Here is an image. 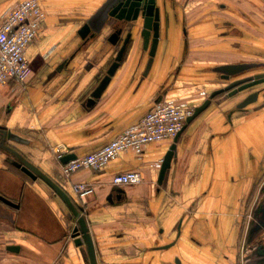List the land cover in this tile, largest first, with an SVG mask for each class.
<instances>
[{"label": "crops", "instance_id": "crops-1", "mask_svg": "<svg viewBox=\"0 0 264 264\" xmlns=\"http://www.w3.org/2000/svg\"><path fill=\"white\" fill-rule=\"evenodd\" d=\"M22 1L0 0V22ZM104 1L40 0L44 19L25 53L32 75L23 89L0 87V129L23 141L9 144L79 210L71 184L93 186L81 212L97 264H264L256 233L246 250L242 238L264 174L262 98L237 110L245 94L219 96L173 140L120 153L103 170L79 171L70 180L51 151L62 146L76 158L93 153L159 102L195 110L230 83L217 71L222 66L255 63L264 72V0H166L149 70V50L135 36L91 103L124 37L112 45L108 25L81 39ZM172 144L175 157L159 182ZM11 158L0 150V195L18 206L0 201V264H88L84 246L70 238L74 222L64 204ZM128 172L140 173L142 183L111 185L112 177Z\"/></svg>", "mask_w": 264, "mask_h": 264}, {"label": "water", "instance_id": "water-1", "mask_svg": "<svg viewBox=\"0 0 264 264\" xmlns=\"http://www.w3.org/2000/svg\"><path fill=\"white\" fill-rule=\"evenodd\" d=\"M165 2L166 0H105L83 26L79 32L81 39L87 38L90 33L92 34V37L99 34L101 30L108 25L112 26L114 30V34L109 39V42L112 45L117 43L116 41L119 36L124 35L123 39L118 44V50L114 61L90 97L91 103L98 99L108 86L111 78L122 62L126 49L134 42L135 36L138 39L140 46L144 50H149V58L145 73L149 70L160 38V22L161 16L166 10ZM259 67H263V65L242 63L226 65L218 68L217 71L221 73L222 80L230 83L208 95L204 103L194 110L193 115L187 119V122L209 108L217 97L223 96L227 100L261 84L264 79V74H258L257 71L254 72V70ZM231 78L238 79L232 81ZM255 97L256 95L253 94L242 100L236 106V109H244L249 104L255 102ZM11 142L19 144L23 143V141L16 135L0 129V150L6 152L12 157L11 159H8L7 162L20 170L32 181H38L50 193H53L62 204H64L74 222L70 235L73 244L75 247L84 246L88 264H97L93 242L81 211L75 206L64 190L53 181V179L45 175L38 167L32 165L23 155L9 144ZM175 148V144H172L163 158L158 177L159 182H161L164 173L169 169L171 160L175 157ZM75 158L76 157L72 155H65L60 163L64 165ZM0 201L12 208H18L17 205L2 195H0Z\"/></svg>", "mask_w": 264, "mask_h": 264}, {"label": "built area", "instance_id": "built-area-1", "mask_svg": "<svg viewBox=\"0 0 264 264\" xmlns=\"http://www.w3.org/2000/svg\"><path fill=\"white\" fill-rule=\"evenodd\" d=\"M44 19L40 0H24L13 6L0 22V87L13 84L23 89L32 75L26 59L27 48L34 41L40 23ZM204 96V93H201ZM194 113L185 103L159 102L135 125L124 130L118 137L99 150L75 158L62 165L61 159L69 154L62 146L53 148L52 154L60 164L63 177L70 180L79 171H101L123 152L140 154L152 143L173 140ZM143 179L138 172H128L111 178L116 187L137 186ZM71 190L83 211L94 188L87 183H72ZM80 210V211H81ZM82 213V212H81Z\"/></svg>", "mask_w": 264, "mask_h": 264}, {"label": "rangeland", "instance_id": "rangeland-1", "mask_svg": "<svg viewBox=\"0 0 264 264\" xmlns=\"http://www.w3.org/2000/svg\"><path fill=\"white\" fill-rule=\"evenodd\" d=\"M245 219L246 222L250 223L249 226L246 225L247 228L245 226L246 230H243L242 235L245 250L249 246L253 232L256 233L253 237L254 248L259 249V251L264 250V174L252 210L245 216Z\"/></svg>", "mask_w": 264, "mask_h": 264}, {"label": "flooded vegetation", "instance_id": "flooded-vegetation-1", "mask_svg": "<svg viewBox=\"0 0 264 264\" xmlns=\"http://www.w3.org/2000/svg\"><path fill=\"white\" fill-rule=\"evenodd\" d=\"M258 69H261L260 71H257V73L258 74H264V72H263V67H259ZM241 94H245V96H244V98L242 99V100H244V99H246L247 97H249L250 95H256V100H255V102H253V103H256L258 100H259V98H262V100H263V103H262V105H260L261 107L262 106H264V79H263V82L261 83V84H259V85H257V86H255V87H253V88H250V89H248V90H246V91H244V92H242V93H239V94H237V95H241ZM236 95V96H237ZM235 97V96H234ZM230 99H232V98H230ZM246 108V107H245ZM244 108V109H245Z\"/></svg>", "mask_w": 264, "mask_h": 264}]
</instances>
